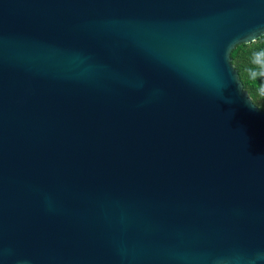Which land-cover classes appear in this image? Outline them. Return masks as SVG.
<instances>
[{"label": "water", "instance_id": "1", "mask_svg": "<svg viewBox=\"0 0 264 264\" xmlns=\"http://www.w3.org/2000/svg\"><path fill=\"white\" fill-rule=\"evenodd\" d=\"M263 34L264 0H0V264H264Z\"/></svg>", "mask_w": 264, "mask_h": 264}, {"label": "trees", "instance_id": "2", "mask_svg": "<svg viewBox=\"0 0 264 264\" xmlns=\"http://www.w3.org/2000/svg\"><path fill=\"white\" fill-rule=\"evenodd\" d=\"M230 56L244 89L264 109V34L249 43L237 44Z\"/></svg>", "mask_w": 264, "mask_h": 264}]
</instances>
